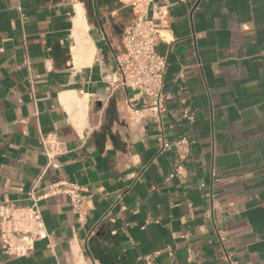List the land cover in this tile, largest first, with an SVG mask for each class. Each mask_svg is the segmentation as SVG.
Returning <instances> with one entry per match:
<instances>
[{"label":"crops","instance_id":"0c3cea01","mask_svg":"<svg viewBox=\"0 0 264 264\" xmlns=\"http://www.w3.org/2000/svg\"><path fill=\"white\" fill-rule=\"evenodd\" d=\"M155 3L167 12L158 50L174 115L159 123L134 121L139 94L113 83L132 9L0 0V204L31 205L40 177L37 197L61 181L84 197L82 214L66 196L40 200L48 238L21 258L0 241V264H264V0ZM50 134L66 147L51 161L40 144ZM160 134L193 140L185 178L165 180L176 153Z\"/></svg>","mask_w":264,"mask_h":264},{"label":"built area","instance_id":"2783aa9c","mask_svg":"<svg viewBox=\"0 0 264 264\" xmlns=\"http://www.w3.org/2000/svg\"><path fill=\"white\" fill-rule=\"evenodd\" d=\"M119 1L132 9L134 21L124 30L123 52L116 58L113 83L139 94V103L128 106L134 121L154 120L159 123L165 114L174 119V115L166 108L168 96L163 90L167 59L158 50L161 41L167 43V37L161 33L167 12L163 7H157L155 0ZM194 116L195 112L190 107L181 110L183 119L193 121ZM158 142L163 151L172 149L176 153L172 169L165 180L185 178L193 140L183 134L173 142H167L160 134ZM40 144L43 154L50 161L66 153L65 143L55 134L42 136ZM40 186L41 177L33 184L28 195L33 201L31 205L0 204V241L10 256L26 257L35 250L38 241L48 238L38 206L40 200L63 195L69 198L76 213H83V189L78 184L57 182L48 185L46 193L37 197ZM143 261L152 264L150 257L143 258ZM227 261L232 264L229 257Z\"/></svg>","mask_w":264,"mask_h":264},{"label":"bare ground","instance_id":"6f19581e","mask_svg":"<svg viewBox=\"0 0 264 264\" xmlns=\"http://www.w3.org/2000/svg\"><path fill=\"white\" fill-rule=\"evenodd\" d=\"M77 9H76V11H77V17H75V26H74V30H75V36L77 37V40H78V43H76L78 46H77V48L78 49H76V52L77 51H79L80 52V50H82V48L83 47H85V45L86 44H88V40L86 39V31H87V24H86V20H85V18H84V15H83V9H82V7L81 6H78V7H76ZM88 23V22H87ZM73 37V36H72ZM74 38V37H73ZM75 40H76V38H74ZM74 40V41H75ZM77 42V41H76ZM88 46V45H87ZM74 48H76V47H74ZM72 51H73V49H72ZM84 51H85V53L87 52L86 50H85V48H84ZM74 52H75V50H74ZM75 52V53H76ZM82 53H84L83 51H82ZM76 55V54H75ZM85 56V55H84ZM84 56H83V58H84ZM76 57H82L81 55L79 56V53L77 54V56ZM75 57V58H76ZM90 57V56H89ZM89 57H88V60H89ZM83 58H79L80 60H82ZM78 59V58H77ZM87 58H85V60H86ZM84 60V59H83ZM77 62L79 61V60H76ZM80 63H82L81 61H79ZM79 62H78V64H79ZM84 62H86V61H84ZM87 63V62H86ZM89 63V62H88ZM77 64V65H78ZM85 64V63H84ZM76 65V66H77ZM82 65H83V63H82ZM82 103V102H81ZM79 105H80V103H79Z\"/></svg>","mask_w":264,"mask_h":264}]
</instances>
